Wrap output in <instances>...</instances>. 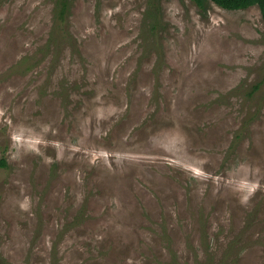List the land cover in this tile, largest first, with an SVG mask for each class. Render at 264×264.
Segmentation results:
<instances>
[{"label": "rangeland", "instance_id": "obj_1", "mask_svg": "<svg viewBox=\"0 0 264 264\" xmlns=\"http://www.w3.org/2000/svg\"><path fill=\"white\" fill-rule=\"evenodd\" d=\"M0 0V260L264 264V20L191 0Z\"/></svg>", "mask_w": 264, "mask_h": 264}, {"label": "trees", "instance_id": "obj_2", "mask_svg": "<svg viewBox=\"0 0 264 264\" xmlns=\"http://www.w3.org/2000/svg\"><path fill=\"white\" fill-rule=\"evenodd\" d=\"M152 3L148 9V19H150V23L152 29H156L162 19H161V8L157 1L159 0H151ZM196 4L200 12L206 15L209 3H214L218 7L227 10V11H238V10H247L251 7H258L262 18L264 20V0H191ZM70 0H56V16L60 22L65 21V15L69 12ZM6 150L2 152V157L0 158V168H8L9 164L6 159ZM0 264H9L5 261L0 260Z\"/></svg>", "mask_w": 264, "mask_h": 264}]
</instances>
